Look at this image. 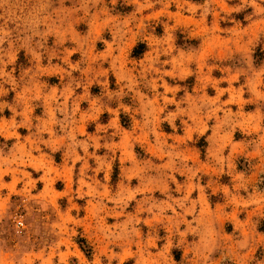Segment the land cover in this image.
<instances>
[{
	"label": "rangeland",
	"instance_id": "1",
	"mask_svg": "<svg viewBox=\"0 0 264 264\" xmlns=\"http://www.w3.org/2000/svg\"><path fill=\"white\" fill-rule=\"evenodd\" d=\"M0 264H264V0H0Z\"/></svg>",
	"mask_w": 264,
	"mask_h": 264
},
{
	"label": "trees",
	"instance_id": "2",
	"mask_svg": "<svg viewBox=\"0 0 264 264\" xmlns=\"http://www.w3.org/2000/svg\"><path fill=\"white\" fill-rule=\"evenodd\" d=\"M145 46L143 44H139L136 46L132 51V57L137 58L144 52ZM175 260H177V257H175Z\"/></svg>",
	"mask_w": 264,
	"mask_h": 264
},
{
	"label": "built area",
	"instance_id": "3",
	"mask_svg": "<svg viewBox=\"0 0 264 264\" xmlns=\"http://www.w3.org/2000/svg\"><path fill=\"white\" fill-rule=\"evenodd\" d=\"M17 225H21V223L20 222H17Z\"/></svg>",
	"mask_w": 264,
	"mask_h": 264
}]
</instances>
